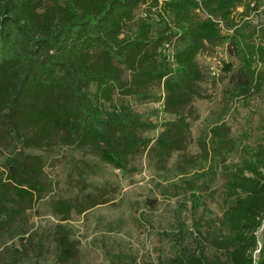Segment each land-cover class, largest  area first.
Returning a JSON list of instances; mask_svg holds the SVG:
<instances>
[{
	"label": "trees",
	"instance_id": "obj_1",
	"mask_svg": "<svg viewBox=\"0 0 264 264\" xmlns=\"http://www.w3.org/2000/svg\"><path fill=\"white\" fill-rule=\"evenodd\" d=\"M256 11L264 13V0H0V141L14 145L0 170V245L9 249L2 264H39L42 255L44 241L30 257L33 233L15 225L31 203L52 189L43 155L31 150L73 146L121 170L146 150L155 169H166L169 157L183 150L190 136L184 108L201 96L203 73L196 56L206 45L226 43L237 62L228 76L230 97H246L264 85V23L250 18ZM172 39L170 61L162 47ZM153 83L161 85L163 112L174 117L160 123L151 139L141 132L158 125L113 96L149 98ZM262 128V142L244 144L239 161L222 165L221 216L205 219L203 230L201 218L194 219L193 232L180 221L167 233L174 253L159 264H264V122ZM225 130L224 125L212 127L211 142L200 144V158L209 162L193 174L208 175L209 182L187 179L193 212L200 190L214 181L213 166L234 146ZM91 170L83 158L72 165L81 179ZM81 190L74 197L52 199L51 210L60 221L72 211L109 201L102 186ZM5 237L18 241L8 244ZM51 238L55 261L76 264L69 229L57 223ZM116 258L126 263L129 255Z\"/></svg>",
	"mask_w": 264,
	"mask_h": 264
},
{
	"label": "rangeland",
	"instance_id": "obj_2",
	"mask_svg": "<svg viewBox=\"0 0 264 264\" xmlns=\"http://www.w3.org/2000/svg\"><path fill=\"white\" fill-rule=\"evenodd\" d=\"M241 9L238 7L237 11ZM250 18L254 24L264 23L262 11L252 13ZM196 60L203 78L199 82L201 96L193 97L184 108L188 113L190 136L186 147L169 157L166 169H155L147 158L146 150H140L131 157L126 170L102 163L87 151L73 146L55 144L50 148L31 150L43 155L44 175L52 184V189L31 203L22 214V220L16 219L15 222L16 226L23 224L33 233L28 253L30 257L36 254L38 242L44 241L43 245H39L42 252L38 257L39 264H59L54 259L51 231L57 223H62L75 241L76 264H159L174 253L167 233L177 229L180 221H184L188 230L193 232L194 219L201 218L203 230L205 219L221 216L224 208L222 165L239 161L244 144L263 141L264 85L246 97L229 96L228 76L236 69L237 62L229 55L226 43L206 45L197 54ZM228 63L231 68L226 70ZM211 66L217 68V75L211 73ZM122 77L128 79L129 72L122 69ZM149 91L151 96L145 99L120 93H115L113 99L116 103L129 104L142 119L156 123L158 126L155 129L141 132L142 136L153 139L161 130L160 123L174 116L161 108V85L153 83ZM217 125L225 126L227 137L234 146L213 166L216 173L214 181L200 190V204L193 212V196L187 179H196L198 183L203 179L209 182L208 175L197 178L193 172L207 168L209 161L200 158V144L202 141H206L207 145L211 142L210 129ZM12 150L14 145L8 140L0 141V170ZM81 158L92 164L91 172L85 173L83 179L72 171L74 161ZM92 185L102 186L109 201L82 213L72 211L65 221H60L52 212V199L74 197L84 186L91 189ZM189 235L187 232L186 243L191 241ZM4 241L9 244L18 240L5 237ZM8 250L0 245V264L7 259ZM121 253L129 255L126 263H118L116 255Z\"/></svg>",
	"mask_w": 264,
	"mask_h": 264
},
{
	"label": "built area",
	"instance_id": "obj_3",
	"mask_svg": "<svg viewBox=\"0 0 264 264\" xmlns=\"http://www.w3.org/2000/svg\"><path fill=\"white\" fill-rule=\"evenodd\" d=\"M143 15L145 13H142ZM208 17H211L209 14H206ZM212 18V17H211ZM213 19V18H212ZM221 23V22H220ZM174 41L175 39H172V40H169V41H166L164 44H163V47H162V51L165 55V57L170 60V61H173V58H174ZM210 70H211V73L214 74V75H217L218 74V70L215 66H211L210 67Z\"/></svg>",
	"mask_w": 264,
	"mask_h": 264
}]
</instances>
